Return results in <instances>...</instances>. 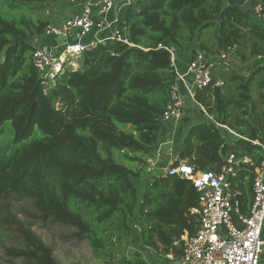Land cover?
<instances>
[{"label":"trees","instance_id":"obj_1","mask_svg":"<svg viewBox=\"0 0 264 264\" xmlns=\"http://www.w3.org/2000/svg\"><path fill=\"white\" fill-rule=\"evenodd\" d=\"M61 1L0 0V199H33L44 221L73 228L101 264H116L119 246L134 234L143 245L179 257L183 249L174 241L196 232L192 209L199 192L186 178L147 169V158L157 156L168 136L163 114L176 73L167 48L183 52L197 42L209 53L226 51L241 60L264 54L261 12L241 9L246 0H132L121 8L118 28L134 46L100 43L78 65L64 64L45 79L33 52L50 20L38 11ZM253 4L264 7V0ZM230 74L243 78L234 69ZM221 78L222 84L197 92L211 118L187 129L175 164L218 173L233 154L237 175L231 180L247 215L261 160L253 140L264 141V120L249 113L248 81L234 96L228 95V66ZM218 124L241 136L228 141ZM10 129L12 143L2 144ZM116 153L145 164L147 176ZM17 231L25 245L8 249L11 257L61 264L31 228L18 222ZM126 264L148 263L134 257Z\"/></svg>","mask_w":264,"mask_h":264},{"label":"built area","instance_id":"obj_2","mask_svg":"<svg viewBox=\"0 0 264 264\" xmlns=\"http://www.w3.org/2000/svg\"><path fill=\"white\" fill-rule=\"evenodd\" d=\"M131 1L72 0L74 7L79 6L78 10L50 23L36 42L33 62L44 78H53L54 72L64 64L76 66L86 50L94 49L100 43L119 41L134 46L118 28V14ZM256 11H260L264 19V7L258 5ZM167 49L176 73L163 114V121L168 126L164 141L168 145L166 153L172 158L188 102L206 110L196 99V94L213 84H222L221 80L213 82V73L218 66H228L229 54L226 51L212 54L198 47L182 67L177 51ZM254 143L261 147V160L254 168L253 200L247 215L240 213V190L231 180L237 175L233 154L218 173L196 170L185 161L175 164L172 159L163 165L160 149L156 157L147 158L148 171L186 178L199 192V206L192 209L198 215L196 232H186L174 241V245H182L180 264H264V141L255 140ZM169 256L173 258V254Z\"/></svg>","mask_w":264,"mask_h":264},{"label":"rangeland","instance_id":"obj_3","mask_svg":"<svg viewBox=\"0 0 264 264\" xmlns=\"http://www.w3.org/2000/svg\"><path fill=\"white\" fill-rule=\"evenodd\" d=\"M69 8L74 9L72 2L63 0L58 3L47 4L38 11V14L44 19L48 18L52 23L70 15ZM177 54L179 55L180 52L177 51ZM7 126L10 128L11 124L8 123ZM13 134L11 129L7 130L3 135L2 144H11ZM116 156L118 160L130 167L143 169V175L147 176L146 173H149L145 169V164L123 157L121 153H116ZM154 172L158 173L159 171ZM140 185L141 187L144 186L142 180ZM39 214L34 200L31 198H19L15 195H9L0 199V264L24 263L23 258H13L8 254V249L24 247L25 245L24 240L17 231L18 222L31 228L47 245L51 246L61 264H101V261L92 256L88 242L73 236V228L51 221H44Z\"/></svg>","mask_w":264,"mask_h":264},{"label":"crops","instance_id":"obj_4","mask_svg":"<svg viewBox=\"0 0 264 264\" xmlns=\"http://www.w3.org/2000/svg\"><path fill=\"white\" fill-rule=\"evenodd\" d=\"M78 8L79 6L74 7V9L69 8L70 15L74 11H77ZM262 44L264 46V42ZM198 47H199V44L197 42L186 44L185 50L183 52H180L179 54V56L181 57L180 65L182 67L187 63L191 55L195 52V50L198 49ZM228 54H229L228 95L237 96L239 93L242 92V85L248 81L250 83L249 85H250L251 96H252V101L247 102L249 113L254 118H259V119L262 118L264 120V54H259L258 56L252 57L248 60H241L240 55L233 56L231 53H228ZM254 61L256 62L253 65ZM230 69H234L235 72L239 74L240 76H242L243 78L235 79L234 75L230 74ZM226 71H227V67L225 66L217 67L214 70V75L215 77H217V80H221L223 82L221 76H225ZM231 78L233 80H231ZM204 117L211 118V116L207 113V111L204 110L201 106L189 101L188 106L185 111V116L183 120L181 121L178 131H177L176 141L174 145V156L171 158L170 156L167 155L166 151H167L168 145L164 143L165 141L164 140L162 142V145H160V151L162 152L161 159L162 160L166 159L168 160V162L170 159L177 161L178 153L181 149L182 140L186 134L187 129L191 125L202 120ZM218 125L220 128L224 129L228 141H232L241 136L240 134L236 132V130H233L229 126L224 125L223 127V126H220L223 124H218ZM254 141L255 140H253V143ZM245 159L249 160L248 157H244V160ZM178 246H181L182 248L181 244ZM169 254H173V253H164L161 250L160 251L154 250L150 247L143 245V243L141 242L140 235L134 234L130 238L126 239L119 246L118 258L116 259V263L126 264L127 259L139 257V258L146 260L148 264H180L181 255L179 257H175L173 255V258H171Z\"/></svg>","mask_w":264,"mask_h":264},{"label":"water","instance_id":"obj_5","mask_svg":"<svg viewBox=\"0 0 264 264\" xmlns=\"http://www.w3.org/2000/svg\"><path fill=\"white\" fill-rule=\"evenodd\" d=\"M241 9H243L244 11H256V8L253 4V0H246L242 5H238Z\"/></svg>","mask_w":264,"mask_h":264}]
</instances>
